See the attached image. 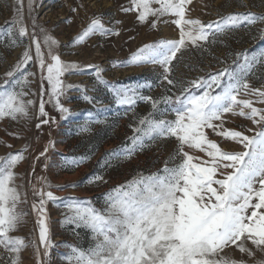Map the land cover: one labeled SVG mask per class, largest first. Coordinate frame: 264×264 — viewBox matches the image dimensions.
Instances as JSON below:
<instances>
[{
  "label": "rangeland",
  "instance_id": "rangeland-1",
  "mask_svg": "<svg viewBox=\"0 0 264 264\" xmlns=\"http://www.w3.org/2000/svg\"><path fill=\"white\" fill-rule=\"evenodd\" d=\"M152 6L159 7L158 4ZM17 7L16 0H0V88H9L14 79L20 78L19 72L14 79L7 77L6 73L13 70L25 49L31 46L33 60L22 71L35 74L28 77L29 84L24 88L29 93L25 99H32L35 104L29 108L27 117L0 119V157L16 154L26 148L23 151L24 159L13 169L16 174L15 186L21 193L22 201L17 210L26 215L10 235L24 239L26 247L19 254L20 264H75V260L70 259L74 255L73 247L86 251L95 245L96 239L92 230L85 225L65 223L66 218L73 215L68 205L74 201L85 202L82 207H92L103 213L107 208L106 194L113 189L140 175L149 176L159 172L166 161L168 167L180 162V157L176 156L175 138L145 139V147L135 151L130 159H125L123 155H108L114 150L130 148V138L139 134L134 129L141 127L139 121L150 113L151 118L156 120L175 119L171 111L163 116L159 111H154L147 101L137 99L134 105L118 104L113 89H135L139 96H150L153 100H160L164 96L175 100L189 86L188 82L201 77L208 79L210 75L224 69L231 71L238 64H243L244 59L238 57V53L246 54L253 65L245 77L250 87L264 89V23L210 35L208 41H200L198 45L186 43L168 66L170 71L166 72L165 66L159 63L124 62L144 45L161 40H178L180 29L174 23L176 17L173 15L159 18L150 16L147 22L141 23L136 12L122 10L130 7V0H32L31 10L29 0H23L22 15L29 35L21 38L16 31L19 25L10 23L17 15ZM248 12L264 15V0H191L187 5L186 18L199 19L207 24L233 13ZM98 15L105 27L113 30L112 33L91 34L82 42L73 43ZM153 21L156 22L155 27H152ZM10 27L13 28L11 33L8 31ZM33 30L36 39L41 42L46 63L52 61L43 43L45 34L58 41L53 48L54 54H58L64 62L80 66L62 77L65 85L74 86L66 88L61 97V103L70 110L63 116L52 103L47 102L49 85L46 82L43 85L46 91L41 97L40 68L31 35ZM98 69L107 85L97 81ZM165 75L173 84H168ZM201 91L196 90V94ZM83 95L92 97V101L84 100ZM41 98L45 101L47 117L39 114ZM238 98L251 99L255 107L264 108V103H260L255 96L247 95L244 90H241ZM165 107L163 103L158 105L161 110ZM42 119H48L49 123L42 124ZM38 124L40 127H37ZM84 125L88 126V131H81ZM224 128L241 131L248 136L259 130L252 120L232 113L225 114ZM205 131L210 140L226 151L245 150L239 143L225 140L211 129ZM45 148L48 151L41 156ZM184 150L193 157L208 159L206 153L198 149L185 146ZM170 157L174 159L170 160ZM71 158L85 159L78 166H73ZM97 176L102 179L94 180ZM33 186L45 192L51 191L61 198L55 202L46 200L45 204L48 236L52 245L47 255L39 238L38 220L41 217L33 208L34 204L39 205V197L33 194ZM246 244L255 256L243 254L235 246L225 249L224 254L238 261L244 260L247 264L264 260V252L255 248L250 241ZM0 264H10L9 253L3 248H0Z\"/></svg>",
  "mask_w": 264,
  "mask_h": 264
},
{
  "label": "snow or ice",
  "instance_id": "snow-or-ice-1",
  "mask_svg": "<svg viewBox=\"0 0 264 264\" xmlns=\"http://www.w3.org/2000/svg\"><path fill=\"white\" fill-rule=\"evenodd\" d=\"M16 2L17 15L10 23L19 25L16 31L21 38L27 37L29 31L22 15L23 0ZM190 3L191 0H130V7L122 10L136 12L141 23L147 22L150 16H175L174 23L180 29V37L178 40H161L144 45L124 63H159L165 66L167 72L170 71L168 66L186 43L198 45L200 41H208L210 35L264 23V15L248 12L233 13L205 24L199 19L186 18ZM153 4L159 7L154 8ZM31 5L32 0H29L30 10ZM33 24L35 26V22ZM155 26L156 22L153 21L152 27ZM8 31L11 33L13 28L10 27ZM112 31L105 27L98 15L73 43L82 42L91 34L107 35ZM31 35L40 68L41 97L45 94L43 85L46 82L49 85L47 102L52 103L63 116L70 110L61 103V97L66 88L74 86L65 85L62 77L80 66L64 62L58 54H54L53 48L58 41L47 34L43 43L52 62L46 63L41 42L36 39L34 30ZM237 55L244 59L243 64H238L231 71L224 69L208 79L201 77L188 82L189 86L175 100L170 96L153 100L150 96H139L135 89H113L118 104L134 105L137 99L147 101L154 111H159L162 116L171 111L175 119L156 120L151 118L150 113L139 121L141 127L134 129L139 134L130 138L132 146L114 150L108 155H123L125 159H130L135 151L145 147V139L175 138L176 156L180 157V162L168 167L166 161L159 172L149 176L140 175L113 189L106 194L107 208L103 213L92 207H82L85 202L74 201L68 205L73 215L67 217L65 223L85 225L92 230L96 239L95 245L86 251L73 247L74 255L70 259H74L75 264H247L224 252L235 246L241 253L255 256L252 249L247 247L248 241L264 252V108L255 107L251 99L238 98L241 90H244L247 95L255 96L260 103H264V89L250 87L245 77L253 65L246 54ZM32 60L29 46L13 70L6 73L7 77L14 79L19 72L20 78L14 79L9 88H0V119L27 117L29 108L35 104L34 100L25 99L29 93L24 91L29 84L28 77L35 74L22 71ZM225 76L227 79H224ZM96 78L99 83L108 84L100 76L99 69ZM164 79L168 84H173L167 75ZM196 90L202 91L196 94ZM82 98L88 102L93 99L88 95ZM161 103L166 105L162 110L158 108ZM227 113L252 120L259 130L248 136L241 131L224 128ZM39 114L41 117L48 115L43 98L40 100ZM41 123L48 124L49 120L42 119ZM206 129H211L225 140L239 143L245 150L230 152L222 149L217 142L208 138ZM88 130L87 125L81 126V131ZM185 146L206 153L208 159L193 157L184 150ZM23 151L26 148L16 154L0 157V248L9 253L10 264H20L19 254L26 247L22 237L10 235L26 215L17 210L22 201L21 193L15 186L16 174L13 171L24 159ZM47 151L48 148H45L40 155L44 156ZM84 159L71 158L70 163L78 166ZM227 169L231 171H224ZM93 179L102 178L97 176ZM33 194L39 197V205L34 204L33 208L41 217L38 220L39 238L47 255L52 245L48 236L45 204L46 200L55 202L61 198L35 186ZM257 264H264V260L257 261Z\"/></svg>",
  "mask_w": 264,
  "mask_h": 264
}]
</instances>
